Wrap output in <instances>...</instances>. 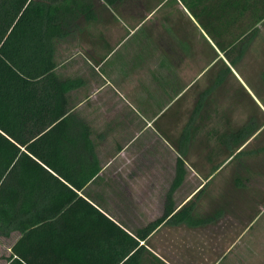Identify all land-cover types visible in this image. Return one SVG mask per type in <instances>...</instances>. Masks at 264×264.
I'll list each match as a JSON object with an SVG mask.
<instances>
[{
	"label": "crops",
	"instance_id": "obj_1",
	"mask_svg": "<svg viewBox=\"0 0 264 264\" xmlns=\"http://www.w3.org/2000/svg\"><path fill=\"white\" fill-rule=\"evenodd\" d=\"M223 1L83 0L86 13L74 21L80 29L56 44L55 75L78 81L64 93L71 115L64 139H85L91 150L84 166L98 170L82 189L88 200L108 209L109 188L146 183L152 174L167 181L155 218L170 193L175 210L192 201L194 214L208 220L195 227L159 224L149 237L164 226L238 235L264 201L248 193L264 176V164L253 163L264 155V80L258 84L249 77L256 70L240 67L249 44L264 42L257 30L264 19L254 23L248 12L224 10ZM75 42L85 45L78 54ZM245 149L250 162L230 164ZM177 166L182 179L170 192ZM257 170L263 174L241 179L240 172ZM183 187L189 189L178 197ZM235 191L248 197L243 210ZM253 203L257 213L241 227ZM138 204V217L149 212L147 199ZM200 243L205 257L182 264L245 263L229 254L230 243ZM207 250L219 254L211 259Z\"/></svg>",
	"mask_w": 264,
	"mask_h": 264
},
{
	"label": "trees",
	"instance_id": "obj_2",
	"mask_svg": "<svg viewBox=\"0 0 264 264\" xmlns=\"http://www.w3.org/2000/svg\"><path fill=\"white\" fill-rule=\"evenodd\" d=\"M82 1L0 0V237L17 234L5 261L166 264L147 244L150 233L159 224L208 220L194 214L192 201L175 210L169 193L160 217L128 229L82 190L98 171L84 166L88 142L63 136L71 116L64 93L78 81L57 78L55 49L80 29L74 21L86 13ZM223 2L254 23L264 19V0ZM181 177L177 166L170 192Z\"/></svg>",
	"mask_w": 264,
	"mask_h": 264
},
{
	"label": "rangeland",
	"instance_id": "obj_3",
	"mask_svg": "<svg viewBox=\"0 0 264 264\" xmlns=\"http://www.w3.org/2000/svg\"><path fill=\"white\" fill-rule=\"evenodd\" d=\"M257 30L259 31L260 35H264V25H259ZM238 44L239 43H235L236 48L238 47ZM74 48V52L78 54L84 50L85 45L75 42ZM243 53L244 55L242 62L240 63V67L244 66L245 68L253 69L254 71L256 70V74L249 77L255 78L258 84L261 83V79L264 80L263 39L261 40L256 38V41L249 44V47L245 49ZM260 69L261 71L259 72ZM259 73H261V75ZM246 152L247 149L235 156L230 164L249 163L250 161H248ZM258 162L259 164H264V155L260 159H258L256 156V159L253 163L256 165ZM253 166L254 165H252V168ZM150 173L151 172H149V174ZM240 173L241 179H243L244 176L250 177V174L258 175L261 172L257 170L255 172L243 171ZM147 178L146 183L139 184L137 182H133L128 185L127 188L118 186L111 189L109 188L107 190V196L105 199L110 213H112L114 217L118 218V220H120L128 229L144 226L147 223L153 221L154 218L159 214V201L163 197V192L167 189V184L165 185L167 181L164 178L160 180V178L155 177L152 174L147 176ZM255 182L257 185L256 189H248V193L251 194L254 192L256 194L254 195L258 199L259 197H264V176L256 178ZM187 189L189 188L183 187L182 190H180V193L178 192V197ZM110 192L111 194H109ZM200 196L201 193L197 195L193 201L196 202ZM231 196L234 198L237 197L235 206L238 208V211L243 210L244 207H246V203H248V197H246L244 193L238 194V192L235 191L231 194ZM146 199L148 201L147 206L149 212H144L142 215L140 214V217H138L137 213L135 212L137 205H140L138 202ZM251 206L253 208L248 214L241 215V219H243L239 221L241 227H244V225L246 226L248 221L251 219V217L248 218V215L257 213L255 212L257 210L254 208L255 203H253ZM257 207H259L260 213L250 223L249 226H247L244 230L241 229V234L223 236L216 235L212 232L210 234V232L205 231L199 233V230L190 231L186 230L184 227L171 228L164 226L147 239V244L154 253H156L160 258L166 260L169 264H182L184 259L195 260L205 257L203 256V251L200 249L201 239L206 240L209 245L210 243H224V245L230 243V248H233V250L229 251V254H233L234 258L237 257L240 261L245 262L243 264H247L248 262L254 264H264V201L258 203ZM241 213L243 212L240 211V214ZM16 236V233H11L9 237H0V264H6L5 257L8 255L9 246L14 241ZM206 253L205 254L208 256V258L213 259L215 257V253L219 254V250L213 252L207 250Z\"/></svg>",
	"mask_w": 264,
	"mask_h": 264
}]
</instances>
